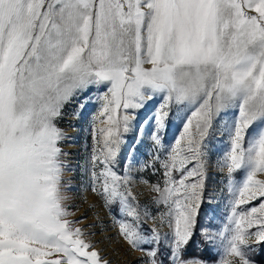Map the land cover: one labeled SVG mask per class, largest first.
Listing matches in <instances>:
<instances>
[{
	"label": "snow or ice",
	"instance_id": "obj_1",
	"mask_svg": "<svg viewBox=\"0 0 264 264\" xmlns=\"http://www.w3.org/2000/svg\"><path fill=\"white\" fill-rule=\"evenodd\" d=\"M157 97L158 111L137 123L138 110ZM72 99L81 111L100 103L107 127L99 129L102 141L93 133L91 191L130 249L143 253L142 264H209L187 253L198 228L205 244L223 249L214 264H258L264 0H0V264H111L63 206L66 137L56 121ZM173 104L183 135L165 148ZM236 109L238 118L224 122L229 147L218 160L227 169L230 215L212 231L198 219L206 137L221 113ZM130 132L152 144L151 162L139 169L161 164L162 180L151 185L155 213L133 191V165L121 157ZM161 150L162 160L154 155Z\"/></svg>",
	"mask_w": 264,
	"mask_h": 264
},
{
	"label": "rangeland",
	"instance_id": "obj_2",
	"mask_svg": "<svg viewBox=\"0 0 264 264\" xmlns=\"http://www.w3.org/2000/svg\"><path fill=\"white\" fill-rule=\"evenodd\" d=\"M95 95L93 93V97ZM161 103L163 101L159 97L154 101H149L145 109L138 110L139 114L136 122L144 124L148 121L158 111ZM178 107L180 106L172 105L171 111L173 115L169 117L166 136L163 138L165 148L176 147L175 140L183 135V122L175 116ZM99 109L100 103L93 102L86 104L81 111L77 99H72L65 104L62 116L56 121L57 126L66 137L65 140L60 142L62 151L67 154V156L63 157L67 164V170H65L62 177L66 184L63 189L65 197L63 206L69 213L67 219L82 221V223L74 224V227L83 228L86 233L92 234L89 235L88 239L95 244L96 250L103 259L110 261L111 264H142L143 253L130 249L119 235V226L114 215L103 206L102 201L91 191L88 169L92 149L95 146L93 133L95 131L97 137L102 141L99 129L107 127V125L100 123L103 117H99ZM234 117L238 118V109L229 110L227 114L221 113L220 118L214 120V129L210 130L208 137H206L209 158L205 169V195L201 203L198 219L201 226L211 227L212 231L223 229L228 223L227 217L230 215L229 201L231 197L227 185V169L221 168L218 160L223 157L229 147L228 134L223 131L224 122L226 119ZM191 119L193 123L190 125V130L194 132L195 118L192 117ZM137 137V132L127 134V143L122 145L121 157L125 163L133 165L131 175L137 177L136 182L133 184V191L140 202L147 204L155 213L156 206L152 204V197L155 193L152 192L151 185L162 180L160 175L162 168L160 162L155 161L157 171L154 172L152 168L144 171L139 169L138 162L143 163L146 160L151 162V157L148 153L152 148V144L147 135L140 142H138ZM133 146H135V152L129 157ZM154 155H159L161 160L165 158L163 150L159 153H154ZM233 175L237 179H242L240 172H236ZM257 179L264 180V174H258ZM256 203L258 202H252V204ZM252 204L241 207L250 208ZM147 226L150 227L151 223L149 222ZM161 231H167V228L165 227ZM197 233L201 236L199 230ZM206 248L211 259L209 264H214L223 254V249L219 247V244L216 247H210L206 244ZM262 251H264V248L261 249V253ZM260 254L257 253L255 256Z\"/></svg>",
	"mask_w": 264,
	"mask_h": 264
},
{
	"label": "trees",
	"instance_id": "obj_3",
	"mask_svg": "<svg viewBox=\"0 0 264 264\" xmlns=\"http://www.w3.org/2000/svg\"><path fill=\"white\" fill-rule=\"evenodd\" d=\"M198 230H199V228L196 230V235H195L192 243L189 245V247L187 249V253H188V255L199 256V257L207 260L208 262H210L211 259L209 258V254H208V250L206 248V244L202 240V237L200 235H198V233H197ZM260 253H261V251L258 254H260ZM263 256H264V251H262V253L259 256H255L254 259H256L258 261V263H264Z\"/></svg>",
	"mask_w": 264,
	"mask_h": 264
}]
</instances>
